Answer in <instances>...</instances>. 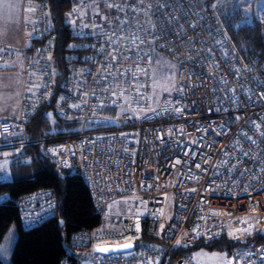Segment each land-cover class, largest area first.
Segmentation results:
<instances>
[{
	"label": "built area",
	"instance_id": "built-area-1",
	"mask_svg": "<svg viewBox=\"0 0 264 264\" xmlns=\"http://www.w3.org/2000/svg\"><path fill=\"white\" fill-rule=\"evenodd\" d=\"M27 1L21 111L0 120V149L38 145L85 181L101 224L71 245L134 244L94 250L93 264H187V250L226 241L234 264H264V57L236 40L221 4L74 0L61 48L49 0ZM157 48L178 64L180 86L156 104ZM8 63L17 65L16 53L0 51ZM52 99L72 127L32 137L28 124ZM17 203L32 227L57 213L59 198L38 189Z\"/></svg>",
	"mask_w": 264,
	"mask_h": 264
},
{
	"label": "trees",
	"instance_id": "trees-1",
	"mask_svg": "<svg viewBox=\"0 0 264 264\" xmlns=\"http://www.w3.org/2000/svg\"><path fill=\"white\" fill-rule=\"evenodd\" d=\"M74 0H49L50 12L59 33V46L68 41L69 29L63 18ZM264 11V10H263ZM236 40L247 45L254 53L264 57V12L254 23L236 25ZM62 50L59 53L62 54ZM68 126L54 113L53 99L44 104L28 124L32 137L48 135L50 126ZM68 124V125H67ZM10 154L12 179L0 180V243L12 224L17 227V239L12 252V264H80L75 253L69 251L72 236L80 230H90L101 224L94 209L91 192L80 175L60 168L39 151L38 145L12 146L0 149ZM49 189L59 198L57 213L32 227L21 222L17 200L35 190ZM264 240V231L262 232ZM232 244L226 241L199 244L195 248L230 251ZM191 248L189 250H192ZM76 251H82L74 248ZM188 252V250L186 251ZM180 252H176L172 257ZM0 264H2L0 260Z\"/></svg>",
	"mask_w": 264,
	"mask_h": 264
},
{
	"label": "rangeland",
	"instance_id": "rangeland-1",
	"mask_svg": "<svg viewBox=\"0 0 264 264\" xmlns=\"http://www.w3.org/2000/svg\"><path fill=\"white\" fill-rule=\"evenodd\" d=\"M213 5L215 3H220L221 7L233 19L235 25L241 26L243 24H252L255 19H260L263 17L264 10V0H212ZM18 4V0H13L12 7ZM0 3V18H3L4 14H9V10L1 7ZM16 10H10L12 16V23L15 24V21H21V10L19 14H16ZM100 14V12H97ZM10 16V17H11ZM19 16V17H18ZM22 22V21H21ZM233 22V23H234ZM20 46V45H19ZM10 51L15 52L17 58L23 53V50H20L21 47H7ZM20 51V52H17ZM153 63V95L154 101L157 104L163 94L169 93L176 95L179 91V66L172 60L168 55L163 53L160 49H156L152 56ZM0 91V95H1ZM9 100L13 98V94L9 97ZM1 101V100H0ZM125 109H129L128 106L124 107H113L106 108L104 111V116L106 118L116 119ZM1 111V107H0ZM68 125V124H67ZM71 123L68 126H55L52 124L47 130L50 134L62 135L66 133L71 128ZM45 136H39V138ZM39 147V146H38ZM40 151V148H39ZM41 152V151H40ZM12 158L9 153L0 155V180L12 179L10 174V163ZM172 208L173 202L170 203V208L167 214V220H170L172 217ZM117 226L113 227L116 228ZM105 229L106 227H102ZM17 227L15 224H12L0 243V260L2 264H12V252L15 246L17 239ZM215 243V242H214ZM69 251L75 253L79 257L80 264H93L92 260L95 256L94 247L82 251H76L74 248L69 246ZM230 251L222 249H209L206 247L194 248L188 250L189 261L187 264H230Z\"/></svg>",
	"mask_w": 264,
	"mask_h": 264
},
{
	"label": "crops",
	"instance_id": "crops-1",
	"mask_svg": "<svg viewBox=\"0 0 264 264\" xmlns=\"http://www.w3.org/2000/svg\"><path fill=\"white\" fill-rule=\"evenodd\" d=\"M1 7L9 10V14H4L3 18H0V51H10L7 47H21L20 50H24L27 41L23 28V23L27 17V0H18V4L12 7L13 0H0ZM16 10V14H19L21 10V21H15L12 23V16L10 10ZM11 16V17H10ZM19 17V16H18ZM20 45V46H19ZM20 52V51H17ZM24 57L22 54L17 58V65L11 63L0 65V120L17 118L20 115L21 109V96L24 86V74L22 66ZM13 94V98L9 100V96ZM0 150V155L6 154Z\"/></svg>",
	"mask_w": 264,
	"mask_h": 264
},
{
	"label": "water",
	"instance_id": "water-1",
	"mask_svg": "<svg viewBox=\"0 0 264 264\" xmlns=\"http://www.w3.org/2000/svg\"><path fill=\"white\" fill-rule=\"evenodd\" d=\"M134 246L133 243H125V244H119V245H100L95 247V252L96 253H101V254H110L113 252H121L125 250H130ZM230 264H234V259L231 258ZM181 264H186L185 261L180 260Z\"/></svg>",
	"mask_w": 264,
	"mask_h": 264
},
{
	"label": "bare ground",
	"instance_id": "bare-ground-1",
	"mask_svg": "<svg viewBox=\"0 0 264 264\" xmlns=\"http://www.w3.org/2000/svg\"><path fill=\"white\" fill-rule=\"evenodd\" d=\"M264 231V230H263Z\"/></svg>",
	"mask_w": 264,
	"mask_h": 264
}]
</instances>
